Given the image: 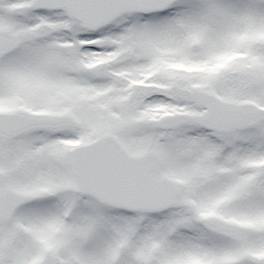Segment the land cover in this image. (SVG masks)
<instances>
[{
    "label": "snow or ice",
    "instance_id": "6c2138e0",
    "mask_svg": "<svg viewBox=\"0 0 264 264\" xmlns=\"http://www.w3.org/2000/svg\"><path fill=\"white\" fill-rule=\"evenodd\" d=\"M0 264H264V0H0Z\"/></svg>",
    "mask_w": 264,
    "mask_h": 264
}]
</instances>
